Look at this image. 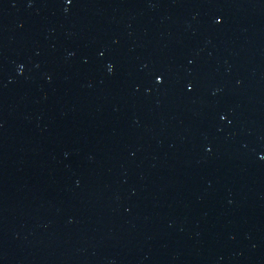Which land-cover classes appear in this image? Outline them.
Returning <instances> with one entry per match:
<instances>
[{
  "label": "water",
  "instance_id": "obj_1",
  "mask_svg": "<svg viewBox=\"0 0 264 264\" xmlns=\"http://www.w3.org/2000/svg\"><path fill=\"white\" fill-rule=\"evenodd\" d=\"M0 264H264V0H0Z\"/></svg>",
  "mask_w": 264,
  "mask_h": 264
}]
</instances>
